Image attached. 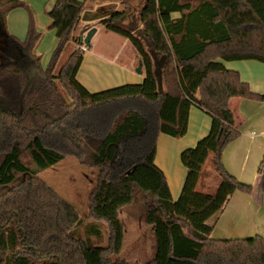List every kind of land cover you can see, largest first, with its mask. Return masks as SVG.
<instances>
[{
	"label": "trees",
	"instance_id": "trees-1",
	"mask_svg": "<svg viewBox=\"0 0 264 264\" xmlns=\"http://www.w3.org/2000/svg\"><path fill=\"white\" fill-rule=\"evenodd\" d=\"M94 2L55 0L47 16L58 44L42 70L33 20L24 42L5 32V14L24 8L23 2L0 0V264H127L110 257L123 245L119 213L137 202L156 242L146 264H264L262 237L211 238L230 197L253 191L221 163L224 149L240 136L228 103L264 102L215 60L264 64V0H201L195 7L180 0H113L109 16L83 23ZM133 14L137 26L128 28ZM94 24L129 42L144 72L140 84L91 93L77 81L83 53L72 47L83 44ZM192 106L211 122L208 134L180 153L186 174L174 201L154 163L156 140L159 134L183 137ZM67 156L100 169L86 218L107 225L104 247L73 235L84 220L38 178ZM208 158L219 179L213 194L196 191ZM257 175L264 192V158ZM88 232L100 235L95 224Z\"/></svg>",
	"mask_w": 264,
	"mask_h": 264
},
{
	"label": "crops",
	"instance_id": "crops-1",
	"mask_svg": "<svg viewBox=\"0 0 264 264\" xmlns=\"http://www.w3.org/2000/svg\"><path fill=\"white\" fill-rule=\"evenodd\" d=\"M27 1L30 5L32 4V0ZM40 2L43 4V10L40 7L41 11L38 13L37 20L42 26L48 25V21H44L42 14L43 12L47 14L52 10L55 0H40ZM180 2L189 3L195 7L201 0H180ZM111 5V3H102L91 8L88 4L87 11L94 12L102 8L109 10ZM15 10L7 12L4 16L5 32L13 38L19 33L20 37L23 36L27 29L26 15ZM173 17H178V14H174ZM38 26L36 23V28L40 30ZM91 28H95L96 31L90 40V49L86 48L83 53V60L76 75L77 81L91 93L130 83L140 84L144 79V72L142 66L140 73L135 72L139 60L129 42L121 36L106 31L100 24H94ZM96 38H112L118 46L123 47L129 44L132 51L127 60H122L121 55L115 51L95 52L91 50V44L93 48L97 47ZM215 61L222 63L225 69L237 72L240 80L246 83L253 93L264 95V64L252 60L225 62L216 59ZM228 106L234 119V126L240 136L224 149L221 163L224 169L239 182L246 185L255 183L254 185L259 187L261 194L255 197L254 190L250 194L235 192L216 221L211 238H221L225 233L223 230L218 232V228L229 212V217H232V213L236 211H241L246 215L251 231L260 228L256 222L261 218L260 215L264 214L262 177L257 175L264 158V102L233 98ZM210 122V116L203 109L192 106L189 110L187 131L183 137L175 139L163 134L157 136L154 163L163 172L174 201L180 194L186 174L180 162V153L187 148L194 147L201 138L208 134Z\"/></svg>",
	"mask_w": 264,
	"mask_h": 264
},
{
	"label": "rangeland",
	"instance_id": "rangeland-1",
	"mask_svg": "<svg viewBox=\"0 0 264 264\" xmlns=\"http://www.w3.org/2000/svg\"><path fill=\"white\" fill-rule=\"evenodd\" d=\"M20 1L23 2L24 8H16L17 10H13L19 11L26 15L27 29L23 36L20 37L21 34L19 33L17 34L18 36H15V39L19 42H24L29 21L30 19L33 20L36 32L41 35L34 53L40 56V67L42 70H45L49 64L52 53L58 44L55 30L49 28L50 19L48 18L46 12H43L42 17L44 18V21H48V25L46 24L42 26L41 23L38 22V13L41 11L40 7L43 10V4H41L40 0H32L31 5L27 0ZM102 3L113 4V0H95L94 3L89 4V7L92 8ZM118 8L120 9L119 4ZM13 10H10L9 12ZM36 23H38L40 30L36 28ZM125 24L128 28H135L137 26L136 15H128V20L125 22ZM96 40V48H93V45L91 44V50H94L95 52L100 50H103L100 52L115 51L121 55L122 60H127L130 55V51H132L129 44L125 45V47L118 46L112 38H96ZM2 43L3 39L0 38V46ZM73 49L80 52L79 46H74L72 47V50ZM87 49L89 50L90 48ZM1 53L2 51H0V61L2 58ZM138 66L135 69L136 73H138ZM58 89L66 101L70 103L71 98L68 96V94H66L59 86ZM22 159L28 163V157L26 153H23ZM99 170L100 169L91 167L88 164L82 165V159H78L73 156H67L56 167L45 170L38 175V178L45 185H47L60 198H62L66 203L74 208L81 221L84 220V224L75 229L73 235L77 238L87 241L91 246L94 247H104L108 243L107 225L103 222H95L86 218L89 212L88 207L90 203V194L97 184ZM218 184L219 179L212 169L211 159L208 158L204 165L199 182L196 186V191L199 193L213 194L216 191ZM254 184L248 185L253 188L255 192L253 195L258 197V195L260 196L261 191L259 187L255 186ZM143 212L144 209H142L141 202L139 204L137 202V205L134 204L120 211L118 217L123 224L124 240L120 254L110 257L112 261L122 260L127 264H146L154 258L156 252L155 237L152 226L147 225L142 219ZM229 215L230 212L227 214L226 218L218 228V232L223 230L225 233L221 236V238L213 239L245 240L252 239L256 236L264 238V214H261V218H259V220L256 222L258 226L260 225V228H258V230L254 229L252 231L250 228L249 219H247V216L241 211L233 212L232 217H229ZM219 216L220 214L217 216V220ZM213 220L214 219H210L208 223L211 224ZM93 224L98 226L100 230L99 236L90 234L88 232V229Z\"/></svg>",
	"mask_w": 264,
	"mask_h": 264
},
{
	"label": "water",
	"instance_id": "water-1",
	"mask_svg": "<svg viewBox=\"0 0 264 264\" xmlns=\"http://www.w3.org/2000/svg\"><path fill=\"white\" fill-rule=\"evenodd\" d=\"M111 14V11L108 10V9H98V10H95L94 12H91V11H86L83 13L82 17H81V21L83 23H92V22H95L97 20H100L106 16H109ZM95 28H91L90 30H88L85 34V38L83 40V44L86 46V48H89L90 47V40L93 36V34L95 33ZM164 57H162L157 63H156V66H157V74L158 76L160 75V70H161V67H162V63L164 61ZM141 71V63L139 61V66H138V70L137 72L140 73ZM158 86H159V90L161 91V82H160V77L158 78Z\"/></svg>",
	"mask_w": 264,
	"mask_h": 264
},
{
	"label": "built area",
	"instance_id": "built-area-1",
	"mask_svg": "<svg viewBox=\"0 0 264 264\" xmlns=\"http://www.w3.org/2000/svg\"><path fill=\"white\" fill-rule=\"evenodd\" d=\"M79 51L82 52V53L85 52L86 51V46L84 44L80 45L79 46Z\"/></svg>",
	"mask_w": 264,
	"mask_h": 264
}]
</instances>
